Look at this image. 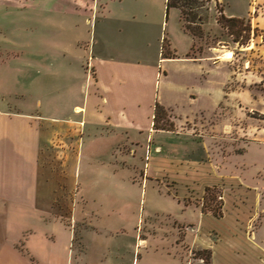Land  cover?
Returning <instances> with one entry per match:
<instances>
[{"label": "crops", "instance_id": "crops-1", "mask_svg": "<svg viewBox=\"0 0 264 264\" xmlns=\"http://www.w3.org/2000/svg\"><path fill=\"white\" fill-rule=\"evenodd\" d=\"M112 1L0 0V264H90L91 235L120 238L124 233L122 223L113 229L92 224L83 194L80 200L76 196L71 212L73 223L84 219L90 225L79 236L53 214L59 189L51 186L57 176L46 163V152L51 129L60 121L65 122L60 128L66 130L61 153L65 160L76 157L77 164L85 145L102 140H117L110 147L113 153L119 137L128 144V153H137L135 145L148 144L150 161L160 170L153 173L149 164L142 186L156 183L155 194L177 200L191 217L180 221L163 205L140 204L139 221L146 218L142 224L152 226L157 220L155 226L161 232L141 238L137 227L134 245L119 246L116 252L103 242L95 264H202L194 250H210L211 264H264V186H250L243 174L222 172L213 164L209 169L208 149L185 128L187 123L196 124L200 93L213 97L215 105L223 95L227 75L219 77L218 68L225 63L224 50L212 46L208 54L196 56L198 41L185 32L179 11L167 10V0L157 16L147 11L137 16L131 9L137 6L133 0L128 11H114ZM171 10L178 12L177 30L191 38L189 50L181 52L166 34L165 17L169 20ZM15 17H31L32 26L16 27L11 20ZM140 25L147 36L129 30L120 37V26L137 29ZM166 38L169 56L164 55ZM138 39L140 45L130 44ZM157 102L170 112L174 130L154 129ZM133 135L144 139H133ZM103 155L106 160L111 156ZM173 163L184 166L185 172L171 174L196 178L198 193L195 182L183 194L176 188L169 171ZM192 169L195 172L189 173ZM200 176L205 177L203 182ZM103 177L116 179L115 188L125 181L118 171ZM253 178L264 180V175ZM80 185H68V189L78 195ZM208 189H215L223 203L222 218L203 212ZM121 209L115 210L120 217ZM28 210L34 220L31 224L23 221ZM213 218L229 223L226 236L217 230L200 233V226ZM180 225L190 228L182 236Z\"/></svg>", "mask_w": 264, "mask_h": 264}, {"label": "rangeland", "instance_id": "rangeland-1", "mask_svg": "<svg viewBox=\"0 0 264 264\" xmlns=\"http://www.w3.org/2000/svg\"><path fill=\"white\" fill-rule=\"evenodd\" d=\"M133 1L137 6L131 9L133 12L138 13L137 16L144 11L162 15L160 6H162L163 0ZM213 1L209 5V8L210 6L211 8L209 9L208 20L204 25L205 38L198 40L196 44V56L208 54V50L212 46H215L218 50H224V62L226 64L224 63L220 69L218 68V76L224 77L227 75V81L222 84L224 85V92L221 97L217 98L216 105L213 97L200 93L196 99V124L194 122L187 123L185 128L195 134L196 139L203 142L206 149H208L209 156L207 160L210 161L209 165L208 163L206 164L209 169L211 167L213 169V165H216V168L218 170L221 169L222 172L243 174V177L248 178L245 179L250 186L258 184L263 187V178L254 179L253 177L258 176V174L264 175V0H215L212 5ZM110 4L114 11H128L130 0H124L122 3L113 0ZM224 6L225 15L245 18L251 23L250 39L245 36V33L243 34L244 37L240 38L246 43L245 45L240 46L234 41V36H231L228 31L217 25L216 20L220 16V12L224 10ZM177 16L178 12L176 10H171L169 20H167L166 15L165 21L168 24L165 29L168 37H172L178 49L183 52L184 50H189L188 41L191 38L177 30ZM11 20L17 23L15 26L18 28L30 27L33 22L31 17H27L24 20L15 17ZM139 20L141 21V19ZM135 21H138V19ZM131 22H134V20H131ZM141 22L143 24V21ZM130 26H120V30H122L121 38H124L129 30L137 31L138 34L136 33V35H141L142 33L147 36L143 32L146 30L145 27L142 28L140 25L139 28L132 29ZM134 42L130 44L133 46L140 45L139 39ZM119 43L124 46L123 40H119ZM150 44L153 47L154 41L150 42ZM168 46L170 45L166 38L164 52L170 49ZM223 52L218 51L217 54L222 55ZM61 103L64 108L66 106L65 100L63 99ZM185 108L187 110L190 109L189 106H185ZM59 116L64 118L66 114ZM64 123V121H60L56 123V129H51L52 133L48 143V151L46 152V163L57 176L51 180V186L59 189V192L54 196L53 214L72 226L79 236L80 232L85 228H89L90 225L84 219L77 221V224L73 223L71 212L74 199L78 196L77 198L80 200L83 194V197L88 201L86 210L90 215L92 224L113 229L122 223L120 226L124 230L120 238H106L105 236H100V238L96 234L91 235L88 241L90 254L87 260L90 264L97 262L99 254L104 250L103 242L106 247L109 246L113 252H116L119 246L130 247L134 245L137 227L141 238H144L147 234L156 235L161 232L160 227L155 226L157 220L152 226L148 225V223L142 224L146 218L143 221H139V217L142 218L143 215L142 211L139 210L140 204L144 205L147 202L150 205L152 202L153 204H158V206L163 205L164 208L174 213L180 221H186L191 218L189 212L183 211V208L178 206L177 200L155 194L153 191H158L159 188L155 186L156 183L149 184L148 187L146 184L142 186L141 177H145V171L148 170L149 164L153 165L151 167L153 173L160 170L158 165H154L150 161L152 157L150 156L148 144L145 146V142H143L144 147L137 145L132 147L129 145V148L136 149L137 153H128L126 146L128 144L124 142L123 138L119 137L120 139H118L113 153L110 147H113L117 140L111 139L108 142L102 140L101 143L89 145L88 148L85 145L83 147V155L82 157L80 156L77 164L76 157L65 160L63 158L64 154L61 153L66 144V130L60 128L65 125ZM134 138L143 141L144 136L133 135ZM99 153L101 155L96 157V154ZM104 153L106 155L111 154L110 157L108 156V160L103 155ZM76 165L79 171L77 177L74 175ZM123 166L126 167L123 168ZM184 169V166H179L177 163L169 165L170 174L177 173L179 170L185 172ZM113 171H118L121 180L125 179L124 182L120 183V186L122 185L120 188L114 187L116 183L118 185L116 179L111 180L103 177L105 173L110 172L113 174ZM190 171L189 173L195 172L193 169ZM178 174L181 175L171 174L173 178H170L171 181L177 183L178 186L176 188L182 194L189 189L188 185L190 183L195 182L194 187L196 188V178H183L184 174L180 172ZM200 177L203 182L205 177ZM133 178H135V184L132 182ZM91 181H94V184L98 182V186H92ZM77 184H81L78 195H76L75 190L71 192L68 189V185L75 186ZM198 192L199 189L196 188V193ZM210 199L212 197L207 196V204L211 203L209 202ZM215 201L220 202L221 200L217 197ZM82 203H84V200H82ZM118 207H122L121 217L115 211ZM141 207L143 209V206ZM31 213L29 210L26 211L23 221L29 224L33 223L34 220ZM1 218L0 215V221ZM229 228V223L226 220L213 218L210 221H205L199 230L203 235L209 234L212 230H217L222 236H226ZM179 229L180 236H182L183 231H188L190 228L180 225ZM139 250L138 246L137 254ZM123 251L125 252V250ZM193 254L196 257L201 256L204 261L208 258V253L205 250H194Z\"/></svg>", "mask_w": 264, "mask_h": 264}, {"label": "trees", "instance_id": "trees-1", "mask_svg": "<svg viewBox=\"0 0 264 264\" xmlns=\"http://www.w3.org/2000/svg\"><path fill=\"white\" fill-rule=\"evenodd\" d=\"M211 1L212 0H167V10L177 9L180 13V20L185 32L192 35L198 41L205 38L204 25L208 20ZM217 23L220 27L228 31L231 36H234V41L240 46L246 44L240 40V38L244 37V33L246 34L245 36L250 39L251 23L244 18L227 17L224 14V10H222L220 16L217 18ZM164 55L169 56V52H164ZM174 128L175 124L172 121L170 112L157 102L155 107L154 129L172 131ZM207 196L212 197L209 201L211 202L210 204L206 203ZM217 197L219 198V195L215 189L207 190L203 202V212H211L215 217L222 218L223 203L222 201H215ZM205 251L208 253V258L205 261L201 256L197 258L202 264H211V251Z\"/></svg>", "mask_w": 264, "mask_h": 264}]
</instances>
